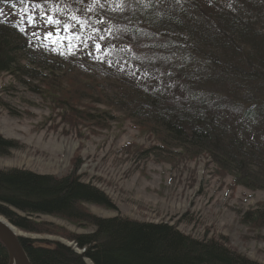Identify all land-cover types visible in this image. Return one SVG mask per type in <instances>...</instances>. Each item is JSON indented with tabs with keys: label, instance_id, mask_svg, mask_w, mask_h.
Instances as JSON below:
<instances>
[{
	"label": "trees",
	"instance_id": "16d2710c",
	"mask_svg": "<svg viewBox=\"0 0 264 264\" xmlns=\"http://www.w3.org/2000/svg\"><path fill=\"white\" fill-rule=\"evenodd\" d=\"M64 1L44 7L65 8ZM19 6L24 7L20 0H0V73L26 86L42 82L48 90L73 73L106 75L116 80L107 82L117 89L112 97L119 101L113 103L124 105L130 116L136 113L133 118L165 128L183 154H208L238 185L264 188V0H115L94 13L104 17L94 26L107 29L104 40L95 41L107 51L103 62L87 55L86 49L94 51L89 44L77 55L67 54L66 47L57 49L64 56L46 51L30 26L27 34L18 30ZM7 11L17 13L3 15ZM89 31L81 33L86 40ZM44 45L50 47V41ZM1 146L12 145L0 137ZM89 202L109 203L101 191L71 175L0 171V215L20 230L53 233L33 221L46 214L94 224L90 235L72 237L85 249L80 254L61 241L22 238L31 264H257L168 223L89 216L82 209ZM9 260L0 239V264Z\"/></svg>",
	"mask_w": 264,
	"mask_h": 264
},
{
	"label": "rangeland",
	"instance_id": "374dc122",
	"mask_svg": "<svg viewBox=\"0 0 264 264\" xmlns=\"http://www.w3.org/2000/svg\"><path fill=\"white\" fill-rule=\"evenodd\" d=\"M113 5L115 0H65V8L51 14L61 19L91 16L94 26V13ZM17 11L24 13L25 8ZM39 31L44 34L46 29ZM89 32V38L97 35ZM108 81L116 82L106 75L98 79L95 73H73L48 90L42 82L26 86L12 74L0 73V137L12 145L0 147V171L80 178L109 201L84 203L89 216L168 223L193 239L215 241L239 257L264 264V188L238 185L208 154H183L165 128L133 118L136 113L130 116L124 105L114 104L119 101L112 97L117 89ZM33 221L47 224L40 229L53 233L23 231L26 237L61 241L79 254L84 251L72 237L95 228L92 219L84 218L46 214Z\"/></svg>",
	"mask_w": 264,
	"mask_h": 264
},
{
	"label": "snow or ice",
	"instance_id": "6c2138e0",
	"mask_svg": "<svg viewBox=\"0 0 264 264\" xmlns=\"http://www.w3.org/2000/svg\"><path fill=\"white\" fill-rule=\"evenodd\" d=\"M174 2L179 4L181 0H174ZM49 3H51V0H44V4L39 3L38 0H20V4L24 5L26 10L19 17L23 26H17L18 30L27 34L30 26L31 35L41 41V45L45 47L46 51H52L61 56L66 55V53L58 51L57 45L66 47L68 49L67 54L77 55L80 53L81 48H84L85 44H89V48L94 49V51L86 49L87 55L89 57L95 56L96 59L103 62L102 58L107 55L106 49H104L102 43H92V41H103V33L107 31V29L93 26L91 23V16L80 17L79 19L71 18L73 23H68V18L61 19L59 16L54 17L51 14V9L44 7L45 4ZM38 18L44 20L43 25L37 24ZM96 19L99 24L104 22L103 16L98 15ZM38 26L46 29L42 36L38 35L35 31V28ZM88 30H91L97 35L86 40L81 33ZM65 33H67V35H65ZM45 41H50V47L44 45ZM181 47H183V45ZM109 66H111V64H109ZM168 75L171 76V73L169 72Z\"/></svg>",
	"mask_w": 264,
	"mask_h": 264
},
{
	"label": "water",
	"instance_id": "95a60500",
	"mask_svg": "<svg viewBox=\"0 0 264 264\" xmlns=\"http://www.w3.org/2000/svg\"><path fill=\"white\" fill-rule=\"evenodd\" d=\"M20 238L26 237L18 235L15 226L0 215V239L8 249L9 264H31Z\"/></svg>",
	"mask_w": 264,
	"mask_h": 264
},
{
	"label": "bare ground",
	"instance_id": "6f19581e",
	"mask_svg": "<svg viewBox=\"0 0 264 264\" xmlns=\"http://www.w3.org/2000/svg\"><path fill=\"white\" fill-rule=\"evenodd\" d=\"M5 217V216H4ZM6 218V217H5ZM114 218V217H113ZM7 219V218H6ZM103 219H107V218H103ZM138 222V221H137ZM141 223V222H140ZM144 223H148V224H153V225H155V224H163V223H149V222H144ZM144 223H142V224H144ZM173 227H175V226H173ZM15 228H16V233L19 235H22V236H24V237H26L25 236V234H24V232L22 231L21 232V230L20 229H18V227H16L15 226ZM175 229H177L176 227H175ZM179 230V229H178ZM93 231V230H92ZM92 231H90V232H88V233H85V234H82V235H90L91 233H92ZM26 238H28V237H26ZM21 239L22 238H20V241H21ZM65 244V243H64ZM74 244V243H73ZM22 245V244H21ZM72 246V245H71ZM83 249V251H85V249L84 248H82Z\"/></svg>",
	"mask_w": 264,
	"mask_h": 264
}]
</instances>
